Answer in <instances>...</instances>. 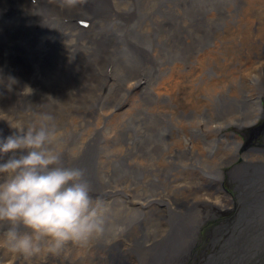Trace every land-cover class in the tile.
Returning a JSON list of instances; mask_svg holds the SVG:
<instances>
[{
	"label": "bare ground",
	"instance_id": "obj_1",
	"mask_svg": "<svg viewBox=\"0 0 264 264\" xmlns=\"http://www.w3.org/2000/svg\"><path fill=\"white\" fill-rule=\"evenodd\" d=\"M262 102L264 0H0V116L53 113L108 209L101 237L30 257L0 230V264H187L206 211L233 202L225 166L264 203V142L227 131L264 134Z\"/></svg>",
	"mask_w": 264,
	"mask_h": 264
},
{
	"label": "clouds",
	"instance_id": "obj_2",
	"mask_svg": "<svg viewBox=\"0 0 264 264\" xmlns=\"http://www.w3.org/2000/svg\"><path fill=\"white\" fill-rule=\"evenodd\" d=\"M78 0H62L73 7ZM14 132L0 140V230L11 252L33 256L86 246L108 227V209L91 195L82 169L65 166L63 141L51 112L27 120L0 116Z\"/></svg>",
	"mask_w": 264,
	"mask_h": 264
},
{
	"label": "rangeland",
	"instance_id": "obj_3",
	"mask_svg": "<svg viewBox=\"0 0 264 264\" xmlns=\"http://www.w3.org/2000/svg\"><path fill=\"white\" fill-rule=\"evenodd\" d=\"M262 104L264 105V102ZM262 122L264 120H260L255 127H260ZM233 127H227V131L237 134L244 145L248 141H251L252 145H259V147L263 144V135H257V138L250 140L252 134L249 135L248 127L239 130L240 132L238 127L234 125ZM231 168L228 166L223 168V172H225L223 187L237 189L236 183L232 182L233 180L229 178L228 171H226ZM260 186V193L264 195V185ZM252 187H255V185ZM240 191H238L237 197H244L243 202L233 201L232 205L230 202L231 206L229 205L230 207L226 208L227 211L221 208L220 210L226 211L223 217L219 215L217 210L208 209L206 211V217L203 218L206 222L198 234L199 241L193 249L191 253V256L192 254L193 256L190 257L187 264H264V205H262L264 203H259L258 206L255 205L254 210L250 209L244 212L245 205L243 203L250 200L255 201L256 198L253 193L252 195H244L243 193L246 191H243V195H241ZM231 199L233 198L231 197ZM238 204H240L239 209ZM234 207L236 209H233ZM238 222L242 226L239 232L235 231ZM242 255L247 256L246 260L242 258Z\"/></svg>",
	"mask_w": 264,
	"mask_h": 264
},
{
	"label": "flooded vegetation",
	"instance_id": "obj_4",
	"mask_svg": "<svg viewBox=\"0 0 264 264\" xmlns=\"http://www.w3.org/2000/svg\"><path fill=\"white\" fill-rule=\"evenodd\" d=\"M264 136V135H263ZM257 138V137H256ZM264 142V141H263Z\"/></svg>",
	"mask_w": 264,
	"mask_h": 264
}]
</instances>
